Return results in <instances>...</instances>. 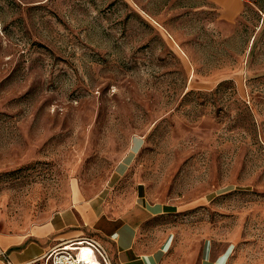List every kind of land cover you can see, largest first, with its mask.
<instances>
[{
	"label": "rangeland",
	"instance_id": "1",
	"mask_svg": "<svg viewBox=\"0 0 264 264\" xmlns=\"http://www.w3.org/2000/svg\"><path fill=\"white\" fill-rule=\"evenodd\" d=\"M241 3L0 0V236L52 248L34 232L97 202L184 264L205 239L264 264V0Z\"/></svg>",
	"mask_w": 264,
	"mask_h": 264
},
{
	"label": "crops",
	"instance_id": "2",
	"mask_svg": "<svg viewBox=\"0 0 264 264\" xmlns=\"http://www.w3.org/2000/svg\"><path fill=\"white\" fill-rule=\"evenodd\" d=\"M210 1L218 8L219 17L226 21L235 19L243 8L241 0ZM77 195L75 193V202L78 200ZM142 210L151 216L164 214L163 210L150 204L142 207ZM83 229L92 233V238L104 248L112 264H184L183 252L174 251L168 234L148 244L147 235L141 232V224L137 220H122L107 215L99 209L97 202L81 205L74 203L68 211L58 214L46 227L37 229L34 234L55 232L61 242L82 234ZM21 242L24 241L0 236V248L8 253L13 264L45 263L42 257L51 247L33 242L21 246ZM232 252L230 244H213L205 239L195 264H230ZM0 264H4L1 259ZM186 264L192 263L187 261Z\"/></svg>",
	"mask_w": 264,
	"mask_h": 264
},
{
	"label": "built area",
	"instance_id": "3",
	"mask_svg": "<svg viewBox=\"0 0 264 264\" xmlns=\"http://www.w3.org/2000/svg\"><path fill=\"white\" fill-rule=\"evenodd\" d=\"M82 248L89 251V257L96 260L97 264H112L104 248L92 237H80L65 241L49 249L42 258L45 264H86L78 257ZM0 259L4 264H13L8 253L1 248Z\"/></svg>",
	"mask_w": 264,
	"mask_h": 264
},
{
	"label": "bare ground",
	"instance_id": "4",
	"mask_svg": "<svg viewBox=\"0 0 264 264\" xmlns=\"http://www.w3.org/2000/svg\"><path fill=\"white\" fill-rule=\"evenodd\" d=\"M87 250V249H86ZM88 251V250H87ZM89 252V251H88ZM84 254H82L81 252L79 253V255H78V257H79V259L80 260H82V261H84L85 263H86V261H85V258H84V256H83ZM87 264V263H86Z\"/></svg>",
	"mask_w": 264,
	"mask_h": 264
}]
</instances>
